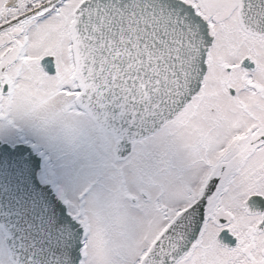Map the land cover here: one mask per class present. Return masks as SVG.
<instances>
[{
  "label": "snow or ice",
  "instance_id": "obj_1",
  "mask_svg": "<svg viewBox=\"0 0 264 264\" xmlns=\"http://www.w3.org/2000/svg\"><path fill=\"white\" fill-rule=\"evenodd\" d=\"M0 264H264V0H0Z\"/></svg>",
  "mask_w": 264,
  "mask_h": 264
}]
</instances>
